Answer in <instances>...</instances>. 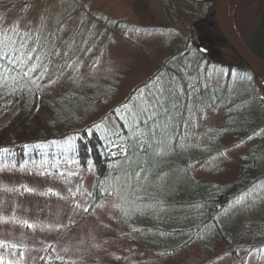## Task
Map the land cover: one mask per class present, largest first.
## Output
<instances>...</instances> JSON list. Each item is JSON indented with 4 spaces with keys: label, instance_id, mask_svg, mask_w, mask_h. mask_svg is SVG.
I'll return each mask as SVG.
<instances>
[{
    "label": "rangeland",
    "instance_id": "374dc122",
    "mask_svg": "<svg viewBox=\"0 0 264 264\" xmlns=\"http://www.w3.org/2000/svg\"><path fill=\"white\" fill-rule=\"evenodd\" d=\"M0 1L4 3H0L1 32L37 35L39 40L51 36L49 42L45 41L51 42L54 49L68 41L71 50L66 60L71 67L61 69L57 80L65 86L80 81L103 93L89 121H101L98 125L103 127L105 135L120 130L109 116L112 109L125 105L129 97L142 95V100L147 95L145 90L157 81L159 71L163 70L169 77H179L181 82L195 83L193 93L198 91L201 77L203 83L213 86L209 84L213 91L206 93L210 101L204 107V118L188 120L182 144L187 145L186 139L204 148L212 143L210 137H216V128L226 124L234 100L240 99L238 89L254 92L253 100L259 99L264 104L259 80L262 75L239 64L231 48L216 47L210 41L211 32L217 28L220 31L216 3L30 0L15 4L16 0ZM262 13L264 0H227L226 3L225 18L251 54H254L249 49L251 28L256 27ZM212 17L216 24L210 21ZM199 45L211 52L198 51ZM261 53L264 57V51ZM203 57L211 64L203 65ZM74 70L78 80L70 76ZM162 79L167 87V79ZM231 79L237 82L232 83ZM217 88L229 91L227 101L218 102L221 104L218 106L216 100L222 93H217ZM163 90L160 84V94ZM150 99H154V95ZM175 101L174 106H177L179 100ZM155 102L161 105L159 99ZM19 109L10 101L1 103L0 132ZM125 116L131 123L133 114ZM242 139H246L245 136L227 135L221 140L222 147L211 153L210 160L193 169L191 179L221 186L236 180L243 157L253 146H264V128L252 140ZM69 141L70 138L66 142ZM68 155L58 168L50 160L38 159L21 166H0V242L7 243L6 264H48L53 258L75 264H264V242L256 247L241 246L242 249H226L221 243L208 251L195 241L169 256L156 258L136 246L126 232L120 221L123 196H118L117 191L95 206L89 205L86 194L92 190L95 172L93 169L79 171ZM115 181L113 178V183ZM123 187L124 193L129 195L134 191L132 183ZM254 187L230 207L226 213L229 218L235 219L248 204L261 203L254 200L264 199V177ZM16 246L20 251L13 253L11 248Z\"/></svg>",
    "mask_w": 264,
    "mask_h": 264
},
{
    "label": "trees",
    "instance_id": "16d2710c",
    "mask_svg": "<svg viewBox=\"0 0 264 264\" xmlns=\"http://www.w3.org/2000/svg\"><path fill=\"white\" fill-rule=\"evenodd\" d=\"M17 1L30 2L16 0L15 4ZM186 1L216 3V0ZM260 18L256 20V27L251 28L249 49L264 59L261 53L264 51V13ZM210 21L216 24L214 17ZM211 36L214 46L229 49L218 28ZM50 37L45 39L49 42ZM45 39L0 31V105L10 101L20 108L0 132V166H21L38 159L50 160L58 168L69 154L79 171L93 169L95 172L92 190L86 194L89 205L95 206L117 191L118 196H123L120 221L126 232L136 246L156 258L169 256L195 241L208 251L221 243L226 249H242L241 246L256 247L264 242L262 197L256 196L254 201L261 203L248 204L235 219L226 215L264 177L262 144L252 147L242 159L238 178L224 186L191 179L193 169L222 147L221 140L227 135L245 136L242 140L248 142L264 128V104L259 99L253 100L254 92L237 90L240 99L234 98L226 126L216 128V137H210L212 143L204 148L186 139V145L180 142L183 132L189 119L204 118V107L210 101L206 93L213 91L211 83H203L201 77L198 91L193 93L195 83L181 82L179 77H169L166 71H159L157 81L145 88L147 95L142 100V95L129 97L125 105L112 109L109 116L120 130L105 135L103 127H97L101 121H89L103 93L80 81L68 86L59 82L61 69L71 67L66 60L70 44L65 41L63 46L54 49ZM62 54L65 61H61ZM233 57L252 71L236 54ZM202 59L203 65L211 64L207 58ZM76 73L74 70L70 76L78 80ZM163 77L168 81L167 87ZM160 84L164 95L158 91ZM216 92L222 93L216 100L217 106L221 105L218 102L227 101L228 89L217 88ZM152 95L154 99H150ZM157 99L161 105L155 102ZM175 99L179 100L177 106H174ZM129 114H133L131 123L125 116ZM69 138L71 141L66 142ZM128 183L134 188L130 195L124 193L123 186ZM3 244L6 247H0V253L6 264L7 243ZM19 248L12 247L11 251L18 253ZM48 264L75 263L53 258Z\"/></svg>",
    "mask_w": 264,
    "mask_h": 264
},
{
    "label": "water",
    "instance_id": "95a60500",
    "mask_svg": "<svg viewBox=\"0 0 264 264\" xmlns=\"http://www.w3.org/2000/svg\"><path fill=\"white\" fill-rule=\"evenodd\" d=\"M227 0H216V20L218 27L226 39L227 43L231 47V49L237 54V56L243 60L252 70L264 73V61L252 57L246 52V48L243 44L239 41L237 35L235 34L234 30L231 26L226 22L225 18V8H226ZM245 48V49H244ZM202 50H204L201 47ZM205 51V50H204ZM207 52V51H205ZM251 54V53H250ZM260 84L264 91V78L260 79Z\"/></svg>",
    "mask_w": 264,
    "mask_h": 264
},
{
    "label": "snow or ice",
    "instance_id": "6c2138e0",
    "mask_svg": "<svg viewBox=\"0 0 264 264\" xmlns=\"http://www.w3.org/2000/svg\"><path fill=\"white\" fill-rule=\"evenodd\" d=\"M97 127H99V125H97ZM4 151H7V150L5 149ZM85 211H87V209H85ZM0 247H6V245H4L3 242H0ZM0 264H4L3 257H0Z\"/></svg>",
    "mask_w": 264,
    "mask_h": 264
},
{
    "label": "bare ground",
    "instance_id": "6f19581e",
    "mask_svg": "<svg viewBox=\"0 0 264 264\" xmlns=\"http://www.w3.org/2000/svg\"><path fill=\"white\" fill-rule=\"evenodd\" d=\"M226 22L229 24V26H231L230 23L227 21V19H226ZM244 49H245V48H244ZM245 50H246V52H247L249 55H251L252 57L254 56V57H256V58L259 59L258 56L250 54V52H249L247 49H245ZM242 61H243V60H242ZM243 62H244V61H243ZM244 63H245V62H244Z\"/></svg>",
    "mask_w": 264,
    "mask_h": 264
}]
</instances>
